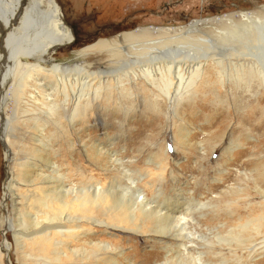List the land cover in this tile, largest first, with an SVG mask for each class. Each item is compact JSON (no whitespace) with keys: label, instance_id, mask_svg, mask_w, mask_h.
I'll use <instances>...</instances> for the list:
<instances>
[{"label":"bare ground","instance_id":"1","mask_svg":"<svg viewBox=\"0 0 264 264\" xmlns=\"http://www.w3.org/2000/svg\"><path fill=\"white\" fill-rule=\"evenodd\" d=\"M15 9L20 13V29L27 34L22 40L28 42L22 47L19 46L21 38L15 34L8 36L1 53L3 61H0V82L6 83L11 75V83L8 84L12 86L13 98L18 99L20 94L24 96L23 116L18 120L23 118L25 125H33V131L39 136H42L43 131L58 132L59 136L64 133V136L61 135L60 145L55 142L49 144L36 135L33 136L34 143L30 145L34 153L39 150L46 153V148H57L54 151L56 156L59 153L65 156L63 171L66 173H63L61 165L52 163L43 157V152H38L36 156L28 158L20 165H25L27 170V177H18L27 188L25 192L20 182H14L9 175L7 190L25 207L17 214L16 226L13 225L14 221L7 220L6 229L11 231L13 245L24 251L29 250L24 256H28L35 264H136L124 254L125 249L118 246L119 244L113 245L95 237L103 233L108 234V231L119 234L122 232L123 236L131 238L141 234L145 240L159 238L156 240L159 244L173 241V244L181 246L185 251L188 247H191V252L194 251L196 241L191 227L195 220L193 221L194 217L190 215L194 214V210L200 212L205 208L218 209L219 204L203 203L192 197L183 198L177 189L171 191L173 195L164 193L162 184L166 182L167 175L175 180L174 169L170 167L166 156L165 137L152 145V150L156 149L157 153L151 151L147 166H152L153 169H146L144 173L124 166L123 159L118 158L112 151L104 150V145L100 143H83L85 157L88 159V152L93 150L91 154L97 164H100L98 168L101 172L108 173L109 169L117 165L121 167L118 169H121L123 177L122 183L117 187L114 178L105 185L97 180L89 186L90 183L86 180L91 179L87 177V169L82 170L81 166L74 162L73 155L78 144L75 139L76 127H86L93 115L100 120L98 110L105 116L113 113V110L103 104L107 105L108 101L116 100L118 109L113 114L121 118L120 125L118 123L119 130L129 129L131 122L144 115L147 110V115L142 117L153 119L154 122L148 121L149 123L141 128L145 126L153 129L166 124L164 136L166 133L171 135L169 139L173 142L175 150L182 151L181 154L188 158L192 138L190 134L196 128L188 131L189 124L185 125V119H191L196 116L195 111L206 108L205 99L214 97L215 99H212L217 104L219 95L232 84L254 100L260 99L264 102V7L261 8L262 15L258 14L259 11L256 14L243 15L241 19L244 26L241 29L229 19L209 22L221 29L214 39L196 40L191 37L196 26V23H193L181 36H176L183 42L193 40L192 44H188V50H182V45H176L174 50L169 49L167 46L174 43L175 37H158L153 40L147 31L141 30L127 37L97 41L98 43L88 50L77 53L75 58V61H78L88 57L95 65L91 67L81 62L72 66L45 60L33 63L37 51L44 46L43 41H53L60 29L55 28L46 34L39 25L37 33L33 34L37 21L31 15L32 8L29 9L26 4L18 1ZM120 40L125 41L127 46H118ZM88 53L91 55H85ZM200 101L202 104L198 105ZM190 110L193 111L191 115L186 113ZM212 117L214 115L206 114L204 117L208 130H217L221 124L214 129L213 126L218 125V122ZM43 118L50 123L40 128L36 120ZM63 119L67 127L61 123ZM13 120H17L14 114L12 118L4 119L3 123L10 125ZM101 120L103 121L102 117ZM242 122L245 124L244 117ZM60 126L64 128L61 129ZM173 126L178 130L175 131ZM135 129L137 132L140 127ZM1 137L8 143L4 134L1 133ZM232 139L224 134L215 147L212 146L215 143L210 137L194 144L199 146L200 150H203V144L212 146L206 157L208 163L213 153L222 151L219 159L224 155L228 166L229 162L240 159L235 152L240 148L238 143L241 140ZM108 141L111 142L110 139ZM111 143L107 146L112 147L114 141ZM30 145L28 144L29 147ZM223 145L226 150H221ZM6 146V152L11 154L9 146ZM100 156H103L104 162L97 159ZM200 158L199 160H205ZM37 180L42 181L40 186L35 184ZM256 194L260 195L264 202V189L257 187ZM188 195L192 194L188 192ZM239 196L237 200L232 198L224 201L218 196L210 198L214 199L213 201L218 199L229 210L232 205L250 199L246 194ZM229 216V219L239 221L238 218L232 217L233 214ZM254 222L257 221L253 219L235 225L230 229L232 235L228 233L219 237L217 234L215 243L226 247L232 253H235V248L240 247L241 253L251 259L256 250L247 247V243L253 241L247 231L250 226L255 232H259V226H254ZM234 229L240 231L233 234ZM111 235L115 236V233ZM197 239L204 244V248L212 247L208 237ZM3 256L5 255L1 253L0 245V264ZM166 258V261L160 264H171L169 257ZM174 264L184 263L178 260Z\"/></svg>","mask_w":264,"mask_h":264},{"label":"rangeland","instance_id":"2","mask_svg":"<svg viewBox=\"0 0 264 264\" xmlns=\"http://www.w3.org/2000/svg\"><path fill=\"white\" fill-rule=\"evenodd\" d=\"M18 1L26 4L29 9L32 8L31 15L37 21L33 34L37 33L39 25L46 34L55 28L60 29L53 41H43L44 46L37 51L33 63L45 60L58 64L61 62L60 64H64V66H72L81 62V64L89 67L94 64L88 57L77 59L78 61H75V58L77 53L80 54L82 51L88 50L97 41L113 40L117 37L123 38L141 30L147 31L148 36L153 40L158 37H175L174 43L168 44L167 47L174 50L176 45H182V50H188L190 48L188 44H192L193 40L188 39L183 42V40H178L176 36H181L193 23H196V26L192 36L190 35L191 37L196 40L197 38L214 39L219 35L221 29L219 26L214 27L209 22L229 19L241 29L244 26L241 19L243 15L256 14L257 11L260 12L258 14H261L263 13L261 8L264 7V0H0V61H3L2 48L6 45L10 34H15L21 38L19 46L25 47L28 42L22 40L27 34L23 32V29V31L20 29L21 17L19 10L15 9V6H18ZM202 21L204 24H198ZM61 37L64 38L59 41L58 39ZM65 38L66 40H64ZM55 42L57 43L55 44ZM117 44L118 46H127L126 42L122 40L118 41ZM23 60L25 59L23 58ZM8 83H11V75L6 83L0 82V245L1 253L5 255L2 264H35L28 256H24L29 250L24 251L13 245L11 231L6 229L8 219L14 221V226L17 225V214L25 208L15 195L8 192L7 179L10 175L14 182L17 180L20 182L18 177H27L25 165H20L24 164L28 158L36 156L38 152H43V157L48 158L52 163L61 165L63 171L65 156H62L61 153L56 156L54 151L57 148H46V153L44 150L34 153L30 144L34 143L35 137L33 136L36 135L48 141L49 144L55 142L60 145V138L61 135L64 136V133L59 136L58 132L43 131L42 136H39L33 131V125H25L23 118L18 120L19 117L23 116L24 96L20 94L18 99H14L12 86ZM226 91H222L223 93L219 95L217 104L213 100L214 97H212L213 99L209 97L205 99V106L207 107L201 108L202 112L197 110L195 111L196 116L185 119V125L188 126L189 124L188 131L191 128H196L190 134L192 138L190 139L191 146L188 158L181 154L182 151L175 150L173 142L169 139L171 135L166 133L164 136L166 124H164L165 127L161 125V127L156 126L153 129L145 126L141 128L150 121L154 122L153 119L147 120L142 117L147 115L146 109H143L146 110L144 115L136 117L131 122L129 129L119 130L121 118L117 114H113L118 109L116 100L108 101L109 104L107 105L103 104L106 108L113 110V113L110 112L108 116H105L98 110L100 120L93 115V118L98 120L95 121L92 118L86 127L77 125L76 135L78 137L75 135V139L78 144L73 157L74 162L78 163L82 170L87 169V177L91 179V181L86 180L90 183L89 186L95 184L97 180H99L98 183L105 185L107 181L110 182L114 178L115 187H117L119 183H122L123 177L120 173L121 169H118L121 167H117V165V168L109 169L108 173L101 172L98 168L100 164H97L96 159L91 154L93 150L88 152V159L85 157L82 149L83 143L86 142L90 145L100 143L102 146L104 145V150L112 151L118 158L123 159L124 166L130 170L134 169L144 173L146 169H153L152 166H147L151 151L157 153L156 149L152 150V145L157 144L165 137V143H163L165 144L166 156L169 159L170 167L174 169L173 178L175 180L169 174L167 175L166 182L162 184L165 188V191L163 189L164 193L173 195L171 191L177 189L182 193L180 195L183 198L192 197L203 203L219 204L218 209L205 208L200 212L194 210V214L190 215L192 218L194 217L193 219L190 218L195 220L194 227H191L193 229L191 233L194 234L193 238L196 241L195 250L192 252L191 247L185 251L181 246L173 244V241H171L172 243L159 244L156 241L159 238L145 240L140 236L141 234L133 235L134 237L131 238L130 236H123L122 232L119 234L115 231H108V234L96 235L98 240L113 245L119 244L118 246L125 249L124 254L128 255L129 259H132L131 261L136 264H160L166 261V257H169L171 264L178 260L184 264H264V202L261 196L256 194L257 187L264 189V102L260 99L254 100L249 94L243 92L242 89H236L232 84L226 88ZM197 104L202 103L200 101ZM191 112L193 111L190 110L186 113L191 115ZM13 114L17 120H13L10 125H5L4 119L12 118ZM205 114L214 115L213 120L218 122V125L213 126L214 129L219 124L221 126L217 130H208L204 118ZM242 117H244L245 124L242 122ZM36 121L40 128L50 123L44 118ZM61 123L67 127L64 119ZM138 127L140 129L137 132L134 131ZM173 127L175 131L178 130L177 127ZM245 128H247L246 131ZM1 133L4 134L8 143L2 139ZM224 134L233 138L232 140L237 138L241 140L238 143L240 148L235 152L240 159L229 162L227 166L228 161L224 155H221L222 157L219 159L220 154L223 153L219 151L213 153L208 163L206 157L211 145L205 144L204 146L203 144V150H200L199 146L194 143L210 137L215 143L212 146L215 147ZM109 139L111 142L114 141L112 147L107 146L112 144L108 141ZM6 145L9 146L11 154L6 152ZM221 150H226L225 145ZM199 157L205 158V160H199ZM97 159L103 161V156L97 157ZM225 169H227V173H225ZM243 172L245 173L242 174ZM153 174L155 175V171ZM73 179H76L75 176ZM41 183L40 180L35 181L37 186H40ZM19 184L25 192L27 190L25 184L22 182ZM188 192L192 195H188ZM240 194H246L250 199L232 205L229 210L218 199L213 201L214 199L210 198L218 196L223 201L232 198L237 200L240 198ZM229 214H233L232 217L238 218L239 221L229 219ZM201 215L204 217L201 218ZM253 219L257 221L253 225L259 226V232H255L250 226L247 231L253 237V241L247 243V247L256 250L255 256H252L251 259L241 253L240 247L235 248V253H232L226 247L218 246L215 243L216 238H218L217 234L219 237L228 235V233L232 235L231 228ZM235 222L237 224H234ZM239 231V229H234L233 234ZM111 233H115V236H112ZM128 235L132 234L128 233ZM204 236L210 239L212 246L210 249L204 248V244L197 239V237Z\"/></svg>","mask_w":264,"mask_h":264},{"label":"flooded vegetation","instance_id":"3","mask_svg":"<svg viewBox=\"0 0 264 264\" xmlns=\"http://www.w3.org/2000/svg\"><path fill=\"white\" fill-rule=\"evenodd\" d=\"M58 17H59V14H58ZM64 40H66V38ZM64 40H63V43H64Z\"/></svg>","mask_w":264,"mask_h":264}]
</instances>
